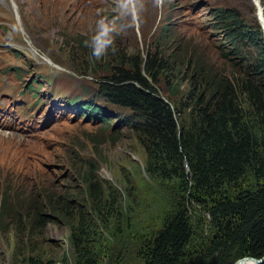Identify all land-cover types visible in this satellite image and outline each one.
<instances>
[{"label":"rangeland","instance_id":"obj_1","mask_svg":"<svg viewBox=\"0 0 264 264\" xmlns=\"http://www.w3.org/2000/svg\"><path fill=\"white\" fill-rule=\"evenodd\" d=\"M263 13L264 0H164L162 5L134 0L124 7L118 0H0V67L7 59L17 69L19 82L33 84L39 92L50 81L63 105L88 91L100 108L86 119L70 103L66 120H52L49 128L43 121L32 122L26 128L34 141L0 132V198L2 185L18 174L20 182L45 179L58 194L89 202L88 183L93 180L107 201L112 194L120 197L118 215L107 224L111 250L102 264H147L146 249L166 218L178 206L185 207V200L173 183L155 180L146 171V153L133 118L100 94L101 77L133 67L147 54L157 73L161 65L176 67V58H184V69L188 64L193 69L199 60L219 72L232 69L234 62L245 65L257 59L264 64L261 45L252 46ZM103 17L114 21L119 31L115 51L109 49L96 60L85 42ZM240 29L248 38L237 35ZM184 74L181 70L179 77ZM187 77L174 78L171 86L186 91ZM151 82L165 92L169 89L164 74ZM190 212L196 228L189 252L193 263L214 229L199 205H191ZM15 227L13 220L0 223V264H75L70 230L63 222L51 221L28 244L16 240Z\"/></svg>","mask_w":264,"mask_h":264},{"label":"trees","instance_id":"obj_2","mask_svg":"<svg viewBox=\"0 0 264 264\" xmlns=\"http://www.w3.org/2000/svg\"><path fill=\"white\" fill-rule=\"evenodd\" d=\"M257 27L252 46L264 50L263 29ZM237 35L248 38L243 29ZM176 61V67L161 65L157 73L147 54L133 67L101 77L100 94L133 118L146 171L155 180L173 183L185 200V207L178 206L152 239L145 262L234 264L246 256L259 259L264 255V64L257 59L245 65L234 62L232 69L219 72L199 60L193 69L190 64L183 68L184 58ZM181 70L188 75V86L180 93L179 85L171 83L184 80ZM163 74L166 92L151 82ZM19 180L15 174L1 187V225L13 220L16 240L28 244L48 223L61 221L70 230L75 264H102L111 250L107 224L118 215L120 197L112 194L107 201L93 180L88 183L89 202L58 194L45 179ZM193 204L208 215L214 234L192 263Z\"/></svg>","mask_w":264,"mask_h":264},{"label":"clouds","instance_id":"obj_3","mask_svg":"<svg viewBox=\"0 0 264 264\" xmlns=\"http://www.w3.org/2000/svg\"><path fill=\"white\" fill-rule=\"evenodd\" d=\"M163 2L164 0H157V3L159 5H162ZM132 3H134V0H118V4L121 7L127 6ZM262 27H264L263 24ZM118 31L119 29L116 23L114 21H109L107 17H103L100 20H98L95 33L93 34V36L90 38L89 41L85 42L89 47H91L92 56L96 60H99L101 59L102 56L106 55L109 49H111L113 52L115 51V46H114L115 35ZM44 124L46 125V128H49L51 126L50 123L49 124L44 123ZM35 139L29 141H34Z\"/></svg>","mask_w":264,"mask_h":264},{"label":"bare ground","instance_id":"obj_4","mask_svg":"<svg viewBox=\"0 0 264 264\" xmlns=\"http://www.w3.org/2000/svg\"><path fill=\"white\" fill-rule=\"evenodd\" d=\"M82 82L85 84V86L88 84L84 81H82ZM75 98H77L78 100L71 101V103H73L76 106L79 113L86 114V116H85L86 119L93 117L100 109V108L98 109L96 107L95 102L92 101V99H94V98L88 91H85L80 96L79 95H73L71 99H75ZM80 99L82 100V102ZM52 105H54V103ZM13 126H14V123H13ZM238 264H252V261L249 259H247V260L243 259ZM259 264H264V261L260 262Z\"/></svg>","mask_w":264,"mask_h":264},{"label":"water","instance_id":"obj_5","mask_svg":"<svg viewBox=\"0 0 264 264\" xmlns=\"http://www.w3.org/2000/svg\"><path fill=\"white\" fill-rule=\"evenodd\" d=\"M263 26H264V23H263ZM264 28V27H263ZM242 259H249L252 261V264H259L260 262L264 261V257H261L260 259H256L254 257H250V256H246V257H243V258H240L239 260H237V264L242 260Z\"/></svg>","mask_w":264,"mask_h":264}]
</instances>
